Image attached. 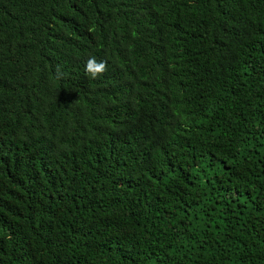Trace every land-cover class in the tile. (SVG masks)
Masks as SVG:
<instances>
[{
  "label": "trees",
  "instance_id": "trees-1",
  "mask_svg": "<svg viewBox=\"0 0 264 264\" xmlns=\"http://www.w3.org/2000/svg\"><path fill=\"white\" fill-rule=\"evenodd\" d=\"M0 264H264V0H0Z\"/></svg>",
  "mask_w": 264,
  "mask_h": 264
},
{
  "label": "clouds",
  "instance_id": "clouds-1",
  "mask_svg": "<svg viewBox=\"0 0 264 264\" xmlns=\"http://www.w3.org/2000/svg\"><path fill=\"white\" fill-rule=\"evenodd\" d=\"M84 70L91 79H98L107 71V61L97 60L95 56H90L85 62Z\"/></svg>",
  "mask_w": 264,
  "mask_h": 264
}]
</instances>
